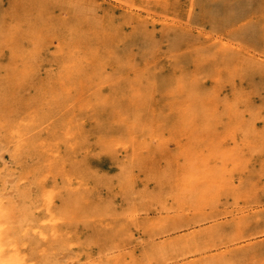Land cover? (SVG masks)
Wrapping results in <instances>:
<instances>
[{
  "label": "rangeland",
  "instance_id": "obj_1",
  "mask_svg": "<svg viewBox=\"0 0 264 264\" xmlns=\"http://www.w3.org/2000/svg\"><path fill=\"white\" fill-rule=\"evenodd\" d=\"M31 1L29 13L44 9V17L36 15L34 20L59 27L44 26L48 58L39 65L41 79L7 93L0 85V111L6 97L8 111L13 108L14 114L17 108L22 115L17 159L8 153L0 157L9 168L16 218L22 217L25 205L40 214L35 202L41 186L56 194L58 204L67 194H73L81 207L87 202L71 224L81 244L61 257L75 264L89 259L160 264L143 258L147 245L163 246L189 226H221L229 232L242 226V215L251 220L247 228L260 217L258 228L264 230V174L257 172L264 167L254 169L261 163L259 154H245L239 170L236 127V116L245 124L264 127V0H87L95 13L79 15H74L76 0H42L39 7V0ZM22 3L0 0L4 87L10 61L7 35L29 18ZM73 20L75 26L108 41L107 50L100 51V63H95L88 82L49 83L46 78L61 71L50 55ZM27 29L23 24L18 35ZM193 38L204 44H193ZM29 39L23 40L24 46H29ZM194 47L200 50L195 58L190 52ZM192 84L198 87L195 92ZM186 100L194 101L195 109L210 108L202 136L183 117ZM47 138L50 160L57 155L66 159L61 168L41 166L44 160L38 156L44 149L39 141ZM241 180L242 190L255 191L252 183L257 185L259 198L240 197ZM258 235L253 244L264 249V231ZM236 237L231 231L224 240L208 244L207 255L233 242L243 243V237ZM262 260L264 264V250ZM183 262L168 259L162 264Z\"/></svg>",
  "mask_w": 264,
  "mask_h": 264
},
{
  "label": "bare ground",
  "instance_id": "obj_2",
  "mask_svg": "<svg viewBox=\"0 0 264 264\" xmlns=\"http://www.w3.org/2000/svg\"><path fill=\"white\" fill-rule=\"evenodd\" d=\"M22 1H23L22 3L23 9L26 10V14L27 13L29 14V18L25 19V21L22 19L23 23L17 24L18 30L17 29L11 30L7 35V39L10 47V61L9 64L5 67L6 73L3 76L4 80L5 79L7 80V83L3 82L5 87L2 84H0L1 87L4 88V92L6 93L13 90L15 86L25 85L29 80L31 81L35 79H41V75L39 74V65L48 58V55L46 53V47L44 45L47 43V42L45 43V33L47 32V28H44V26L49 27L50 25V27H52L53 30H56L59 27V24L57 23L51 22L50 24L48 22L49 23L48 24L46 22V24L44 23L42 24L41 22L39 23L38 18L34 20L36 15H38L39 18L44 17L43 15L44 9L33 8L35 12H33L32 10V12L29 13V10L31 9L32 6V1L31 0H22ZM40 1L42 0L37 1L38 7L41 6ZM3 6H5V4ZM73 6L77 8L76 12H74V15H79L78 13L79 11L83 13H88L96 8V7L94 8L92 4H90L89 1L87 0H82V1L76 0ZM215 16L217 15L215 14ZM93 18H95V16H93ZM74 22L75 20H73L71 24L68 25L69 30L68 32L65 33L66 37H64V39L61 41V44L57 45L56 53H53L52 55L49 54L52 58H55L58 61L59 70H61L58 71L57 73L49 75L46 78V81L49 83L73 84V83L88 82L92 76V71L97 67V64L95 63H100L98 62L99 60H101L100 58H98V56L101 55L100 51H102V49L107 50L108 41L105 42V40L98 39V37L95 36L94 34L91 35L88 31L82 30L81 26H75ZM168 22H170V20ZM23 24L25 26H28L30 29L26 30L27 32L25 35L20 36L18 34H20L21 32L20 27ZM205 30H207V28ZM25 38H30L29 39L30 43L28 47L24 46L23 40ZM93 39H96L97 41H94ZM193 40H194L193 44L195 43H199V45L204 44L202 41L197 42L196 38H193ZM242 40L245 41V39ZM177 41L176 43L178 45ZM248 42L250 43V41ZM144 43H146V39L144 40ZM55 44L56 43H54V45ZM199 51L200 50H198V48L196 47L190 49V52L193 53L194 58L196 57V53ZM176 59L178 60L179 57H177ZM120 62L122 63V61ZM202 64L203 63H201V65ZM197 65H199V63ZM196 88H198L197 85L192 84L190 87L191 92L192 91L195 92ZM188 92L189 89L186 91V96ZM135 95L136 97L139 96L137 94ZM137 99H140V97L139 98L137 97ZM186 101H187L186 103L187 107L183 117L188 118L190 127L197 126L198 128L196 130V134L202 136L204 135L205 131H207V128H204V126L207 124V117L209 115V113H207L206 110H210V108L201 107V109H195L196 104L194 101L192 100H186ZM4 105H5L4 110L0 111V157L3 155V153H8L12 159L16 160L19 154L17 126L19 123L20 116L22 115L18 114L19 111L18 110L16 111L17 108L14 109V114H13V108L11 112L8 111L6 97L4 98ZM200 127H202L203 129L199 130ZM236 127H237V144H238L237 152H238L239 170L241 169L240 166L243 163L242 161H244L245 154L246 155L259 154L258 156L260 157L261 163L259 164L260 166L259 165L256 167L254 166V169L263 168L264 158L262 157V155H264V127L259 128L256 125L254 126L251 124H245L243 122H240L237 116H236ZM52 134L53 131L50 133L48 132L49 138L50 136H52ZM65 134L66 132H64V135ZM67 139L68 136H65L64 140L67 141ZM39 146L43 148L44 151L47 153L46 155V153L42 151L41 156H38L44 160L42 161L41 166L45 168H49L50 166L54 167V165H57L58 167L61 168V163H64L66 159L62 156L57 155L50 160L49 157L50 150L47 148L50 146L49 139L47 138V140H40ZM261 171L262 170L257 172L264 174L263 173L264 169L262 172ZM9 173L10 172L8 166L5 163H0V264H75V262L69 259H64L62 261L61 257L63 251L71 250L73 249L74 246H79L81 244L79 232L76 229H74L75 227H72L71 224L73 221L79 218V212L83 209L82 207L86 205L88 206V203L87 202L84 203L83 206L81 207L79 206L78 202H75V199L73 198V194L71 195L67 194L65 196H61L60 198L61 203L58 204L54 201V197L56 194L47 190L46 188H44V186H41V188L43 189L41 190V193L39 194L35 202L36 207H38V209L40 210V214L36 215L31 213L27 207L25 208L26 206L25 205L23 208H21L22 217L20 219L19 216L16 218V211H15L16 203L12 197L11 191L9 190L10 187ZM250 182H253V180H251ZM242 183L243 181L241 180L240 197H244L247 200H252V199L256 200L257 198H259L258 193L256 191L257 185L252 183L253 186L255 187V191H256L255 192L252 188H247L242 190ZM220 184L224 186L228 185L227 183L224 182ZM169 212L170 211H168V213ZM259 218L260 217H257L256 222H254L256 225L247 228L251 220L247 218V216L242 215V226L237 225L231 231H232V237L237 236L236 237L237 239L243 237L242 240L243 243L240 242V244L237 245L236 244L237 241L233 242L231 244L232 245L231 247L226 246L224 249H221L220 251L214 252L213 254L210 255H207L208 253L206 252L208 244L214 243L215 241L218 240L221 241L224 240L229 236V233L231 231L228 232L225 230L224 227L221 226H212V227L209 226L207 228L200 227L196 229L189 228L190 227L189 226L187 232H184L183 234L177 235L175 237H169L167 240H165V245L163 246L158 247V246L147 245V247L144 248L142 255L144 259L148 261L152 259L158 260L160 264H162L164 261L168 259L169 260L174 259L176 263L179 262L180 259L182 260L184 259V262L182 264H263L262 252L264 249L259 244L258 245L253 244V241L255 240V239L253 240V238H255V235H258V233L264 231L258 228L261 225L260 223L261 219ZM262 221L264 222V218ZM262 225H264V223ZM84 264H105V263H103L102 260L94 261L89 259Z\"/></svg>",
  "mask_w": 264,
  "mask_h": 264
}]
</instances>
